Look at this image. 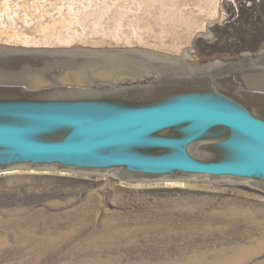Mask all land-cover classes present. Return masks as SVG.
<instances>
[{
  "label": "rangeland",
  "instance_id": "obj_1",
  "mask_svg": "<svg viewBox=\"0 0 264 264\" xmlns=\"http://www.w3.org/2000/svg\"><path fill=\"white\" fill-rule=\"evenodd\" d=\"M73 45L257 54L264 0H0V47ZM21 86L60 92L63 76ZM16 169L0 171V264H264V190L247 182Z\"/></svg>",
  "mask_w": 264,
  "mask_h": 264
},
{
  "label": "water",
  "instance_id": "obj_2",
  "mask_svg": "<svg viewBox=\"0 0 264 264\" xmlns=\"http://www.w3.org/2000/svg\"><path fill=\"white\" fill-rule=\"evenodd\" d=\"M62 76L60 92L21 86ZM25 165L264 190V48L190 61L141 48L0 47V171Z\"/></svg>",
  "mask_w": 264,
  "mask_h": 264
},
{
  "label": "bare ground",
  "instance_id": "obj_3",
  "mask_svg": "<svg viewBox=\"0 0 264 264\" xmlns=\"http://www.w3.org/2000/svg\"><path fill=\"white\" fill-rule=\"evenodd\" d=\"M10 2V1H9ZM7 7H5V9H6ZM4 9V10H5ZM7 10V9H6ZM9 11V10H8ZM174 57H176V55L174 56ZM17 167H12V168H8V169H5L6 171H5V173H14V172H17L18 171V169H16ZM3 171V170H2ZM156 180H162V181H168L167 183L168 184H177V183H179V181L178 180H184V179H156Z\"/></svg>",
  "mask_w": 264,
  "mask_h": 264
}]
</instances>
